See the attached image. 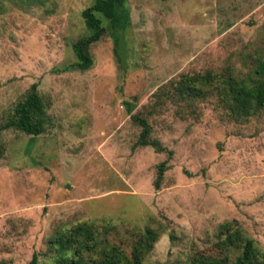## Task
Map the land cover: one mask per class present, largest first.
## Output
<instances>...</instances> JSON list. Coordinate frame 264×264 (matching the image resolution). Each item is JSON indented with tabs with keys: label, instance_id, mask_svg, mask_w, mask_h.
Masks as SVG:
<instances>
[{
	"label": "rangeland",
	"instance_id": "rangeland-1",
	"mask_svg": "<svg viewBox=\"0 0 264 264\" xmlns=\"http://www.w3.org/2000/svg\"><path fill=\"white\" fill-rule=\"evenodd\" d=\"M93 1L0 0V264H53L54 229L82 221H110L127 252L151 228L141 264L232 261L227 220L264 248V107L240 115L222 88L262 76L264 0H126L83 71L72 45ZM33 83L41 132L3 128ZM131 114L166 150L138 144Z\"/></svg>",
	"mask_w": 264,
	"mask_h": 264
},
{
	"label": "trees",
	"instance_id": "trees-1",
	"mask_svg": "<svg viewBox=\"0 0 264 264\" xmlns=\"http://www.w3.org/2000/svg\"><path fill=\"white\" fill-rule=\"evenodd\" d=\"M88 33L76 40L72 47L75 52V68L88 70L93 66V57L89 46L98 41L105 31L103 19L109 20L112 28L122 29L129 20L126 0H94L91 5L81 11ZM262 76L253 85L238 84L228 80L222 88L232 100L233 111L246 116L264 107V63L257 70ZM209 77L212 75L209 73ZM196 77L181 82L180 90L195 94L194 86L190 84ZM209 81H212L210 79ZM185 86V87H184ZM39 99L36 94V84H32L30 94L16 104L15 116L8 120L3 128L14 127L28 134L37 135L41 128L33 117L38 108ZM129 110V109H128ZM131 118L141 126L138 144L153 146L155 151L166 149L158 140H149L151 127L145 118L131 114ZM170 152V151H168ZM166 169L165 161L158 164L154 186L159 187ZM114 225L110 221L78 222L68 227H57L48 239V247L53 253V264H141L145 252L150 247L153 230L147 228L137 242L131 245L129 252L121 243L110 239ZM220 233L226 234L232 244L240 247V253L232 261H221L205 254L194 255L189 264H264V248L256 241L246 236L235 220H227L220 224ZM34 253L29 264H36Z\"/></svg>",
	"mask_w": 264,
	"mask_h": 264
}]
</instances>
